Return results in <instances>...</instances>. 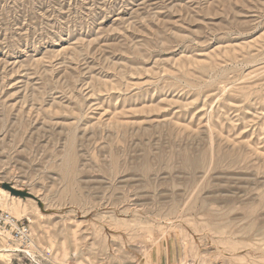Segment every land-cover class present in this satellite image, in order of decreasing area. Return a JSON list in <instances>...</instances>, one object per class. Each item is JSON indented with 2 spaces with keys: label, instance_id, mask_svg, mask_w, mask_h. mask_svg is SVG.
Listing matches in <instances>:
<instances>
[{
  "label": "rangeland",
  "instance_id": "rangeland-1",
  "mask_svg": "<svg viewBox=\"0 0 264 264\" xmlns=\"http://www.w3.org/2000/svg\"><path fill=\"white\" fill-rule=\"evenodd\" d=\"M0 189V264H264V0H0Z\"/></svg>",
  "mask_w": 264,
  "mask_h": 264
},
{
  "label": "built area",
  "instance_id": "built-area-1",
  "mask_svg": "<svg viewBox=\"0 0 264 264\" xmlns=\"http://www.w3.org/2000/svg\"><path fill=\"white\" fill-rule=\"evenodd\" d=\"M0 234L7 236L27 250L32 249L31 228L29 223L17 220L8 212L0 209Z\"/></svg>",
  "mask_w": 264,
  "mask_h": 264
},
{
  "label": "bare ground",
  "instance_id": "bare-ground-1",
  "mask_svg": "<svg viewBox=\"0 0 264 264\" xmlns=\"http://www.w3.org/2000/svg\"><path fill=\"white\" fill-rule=\"evenodd\" d=\"M212 153V152H211ZM69 158L71 159V163H73V160L75 159V157L73 158V155H70ZM186 160V165L189 166L190 168H193L194 166L197 165V161L196 159H192V156H186L184 158ZM211 159V158H210ZM213 161V159H212ZM214 162V161H213ZM212 163V162H211ZM215 163V162H214ZM143 171V170H142ZM150 173V169H144V175H148ZM147 188V187H146ZM194 204V203H193ZM0 207L5 208L6 210H8L10 213H13L14 215H20L22 212H25L26 210L21 211L20 205H17V203L15 202V200L10 197H8L7 193L4 192L3 190L0 189ZM32 220V219H31ZM33 221V220H32ZM253 229V228H252ZM260 235V234H259ZM264 236V235H263ZM4 241V242H3ZM5 244L7 247L12 248V246L9 244L8 240H7V236H3L0 234V244ZM13 249V248H12ZM12 249H6L3 248V245H0V253L1 252H11ZM14 251H20L18 249L14 248ZM4 255V254H3Z\"/></svg>",
  "mask_w": 264,
  "mask_h": 264
}]
</instances>
